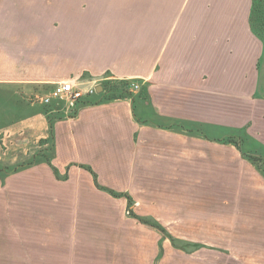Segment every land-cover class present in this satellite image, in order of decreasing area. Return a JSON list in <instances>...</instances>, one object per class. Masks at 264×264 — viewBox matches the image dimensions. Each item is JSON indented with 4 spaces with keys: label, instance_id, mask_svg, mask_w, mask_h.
Wrapping results in <instances>:
<instances>
[{
    "label": "crops",
    "instance_id": "0c3cea01",
    "mask_svg": "<svg viewBox=\"0 0 264 264\" xmlns=\"http://www.w3.org/2000/svg\"><path fill=\"white\" fill-rule=\"evenodd\" d=\"M253 8L0 0V87L12 98L0 165L36 163L0 176V264H108L66 244L49 216L65 202L96 215L113 198L137 201L141 225L170 233L158 264H264V170L245 156L264 163V31ZM67 80L130 96L98 93L69 114L30 101Z\"/></svg>",
    "mask_w": 264,
    "mask_h": 264
},
{
    "label": "rangeland",
    "instance_id": "374dc122",
    "mask_svg": "<svg viewBox=\"0 0 264 264\" xmlns=\"http://www.w3.org/2000/svg\"><path fill=\"white\" fill-rule=\"evenodd\" d=\"M11 100L8 88L0 87V132L3 131L2 133L12 122L7 114ZM254 159L260 158L254 156ZM260 162V167L264 170V163ZM176 170L179 171V169ZM192 172L193 175L201 176L203 169L194 167ZM178 175L181 173H177L176 176ZM176 186L179 187V185H174V189ZM101 205L104 209L97 210L96 215H89L88 210L83 209L88 207L85 203L65 202L59 205L58 215L49 216V223L56 225L58 231H55V234L63 238L66 244L73 243V245L82 246L81 251L85 252L86 256L89 254L88 250H91L98 257L107 256L108 264H158L165 253L162 242L164 240L173 241L170 233L166 231L160 233L141 225L134 217L138 207V202L135 200L113 198L111 201L102 200ZM52 206L54 205L50 203V207ZM178 243L184 245L181 242ZM155 244L160 245V252L156 256Z\"/></svg>",
    "mask_w": 264,
    "mask_h": 264
},
{
    "label": "built area",
    "instance_id": "2783aa9c",
    "mask_svg": "<svg viewBox=\"0 0 264 264\" xmlns=\"http://www.w3.org/2000/svg\"><path fill=\"white\" fill-rule=\"evenodd\" d=\"M98 86V83L84 85L77 80H67L56 84L52 90L43 95L34 96L31 99V102L32 104L41 103L44 105H51L53 102L57 101L62 103L65 113H74L77 110L79 102L85 98L98 94ZM130 89L132 91H138L140 86L137 83L132 82L130 84Z\"/></svg>",
    "mask_w": 264,
    "mask_h": 264
},
{
    "label": "trees",
    "instance_id": "16d2710c",
    "mask_svg": "<svg viewBox=\"0 0 264 264\" xmlns=\"http://www.w3.org/2000/svg\"><path fill=\"white\" fill-rule=\"evenodd\" d=\"M259 1H264V0H254V8H253V12H252V23L254 24L258 33L261 31H264V8L259 7ZM125 85H127V83ZM105 91L107 93H105ZM101 93H104L106 95L105 99L108 101L122 99L128 94L127 92L124 93L122 91H119V88L117 86L112 85V84L104 85L103 91ZM225 143H233V144L238 145V148L240 149V151H242V153H244V155L246 154L243 151V148L241 147V145H239V143H237L233 139L225 141ZM245 156L250 161H252L254 164L255 163L257 164V162L261 161L260 159H258V160L254 159V157H251L248 154H246ZM34 164H36V163L34 161H32L31 163H23V164H20L16 167H13V168L6 167V166L3 167L0 165V176H6V175H10L12 173L20 172V171L24 170L25 168L30 167ZM88 170H90V172H92V174L95 178V181H96L97 180L96 174L91 169H88ZM110 193L115 197L121 196L120 194L113 192V191H110ZM134 217L138 219V216L134 215Z\"/></svg>",
    "mask_w": 264,
    "mask_h": 264
},
{
    "label": "water",
    "instance_id": "95a60500",
    "mask_svg": "<svg viewBox=\"0 0 264 264\" xmlns=\"http://www.w3.org/2000/svg\"><path fill=\"white\" fill-rule=\"evenodd\" d=\"M103 91V86L102 85H99L97 87V93H101Z\"/></svg>",
    "mask_w": 264,
    "mask_h": 264
}]
</instances>
